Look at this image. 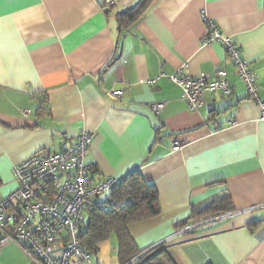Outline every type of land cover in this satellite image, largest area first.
I'll list each match as a JSON object with an SVG mask.
<instances>
[{"label":"crops","instance_id":"crops-1","mask_svg":"<svg viewBox=\"0 0 264 264\" xmlns=\"http://www.w3.org/2000/svg\"><path fill=\"white\" fill-rule=\"evenodd\" d=\"M141 1L0 0V200L16 188L15 165L88 131L94 180L139 169L158 190L161 214L128 225L141 250L164 244L177 264H264L261 107L224 46L204 44L212 20L259 76L264 101V0H148L134 21L119 20ZM219 70L232 93L207 92L195 110L169 78ZM225 195L232 217L180 232ZM0 260L33 264L15 243Z\"/></svg>","mask_w":264,"mask_h":264},{"label":"built area","instance_id":"built-area-1","mask_svg":"<svg viewBox=\"0 0 264 264\" xmlns=\"http://www.w3.org/2000/svg\"><path fill=\"white\" fill-rule=\"evenodd\" d=\"M207 23L204 44L217 40L224 46L248 97L258 101L264 119L259 76L250 69L233 38L225 35L214 21L207 20ZM169 78L182 87L183 97L192 110L204 105L207 92L230 95L233 91L224 70L217 71L213 77L205 73L191 76L180 72ZM163 108L162 102L152 104L155 113ZM92 137L91 132L82 131L74 141H63L60 151H38L15 165L16 188L0 200V254L6 245L15 243L29 255L33 264H99L94 252L87 249L79 237L84 212L88 204L111 190L126 174L93 179V169L86 162ZM173 145L178 148L180 143L175 141ZM233 215L232 211H221L194 220L180 232L194 233Z\"/></svg>","mask_w":264,"mask_h":264},{"label":"trees","instance_id":"trees-1","mask_svg":"<svg viewBox=\"0 0 264 264\" xmlns=\"http://www.w3.org/2000/svg\"><path fill=\"white\" fill-rule=\"evenodd\" d=\"M147 1L142 0L136 6L120 13L119 20L126 25L134 21L145 8ZM41 104L38 112L47 113L45 99ZM92 171L94 172V169ZM229 210L231 199L229 195H225L193 212L190 219L198 220ZM161 212L158 190L143 179L139 169H135L112 187L110 199L105 202L96 199L87 205L84 212L86 219L79 229V237L82 244L95 253L99 249V243L115 234L118 239L119 264H177L164 244H159L148 251L141 250L128 230V225L154 218ZM188 222L189 220L184 221L180 227L183 228Z\"/></svg>","mask_w":264,"mask_h":264},{"label":"rangeland","instance_id":"rangeland-1","mask_svg":"<svg viewBox=\"0 0 264 264\" xmlns=\"http://www.w3.org/2000/svg\"><path fill=\"white\" fill-rule=\"evenodd\" d=\"M102 199L106 197V194H103L100 196ZM117 238L115 234H112L108 239L102 241L99 243L97 255L100 257L101 260H113L116 261V264L118 263V255H117ZM94 256L96 258V254L94 253Z\"/></svg>","mask_w":264,"mask_h":264}]
</instances>
